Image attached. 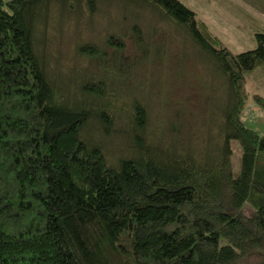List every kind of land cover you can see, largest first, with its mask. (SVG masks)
Wrapping results in <instances>:
<instances>
[{"label":"trees","instance_id":"16d2710c","mask_svg":"<svg viewBox=\"0 0 264 264\" xmlns=\"http://www.w3.org/2000/svg\"><path fill=\"white\" fill-rule=\"evenodd\" d=\"M116 1L0 0V264H238L263 251L264 135L243 115L248 76L264 71V27L253 50L236 54L178 0H125L195 39L223 73L231 105L221 148L198 158L153 150L138 136L145 110L134 106V156L111 162L88 136L92 126H112L104 84L85 82L79 92L60 84L47 24L56 10L94 18ZM120 20L141 35L136 17ZM105 45L124 48L116 35ZM77 47L91 59L104 52ZM251 98L264 108V98ZM232 141L242 149L237 176Z\"/></svg>","mask_w":264,"mask_h":264},{"label":"rangeland","instance_id":"374dc122","mask_svg":"<svg viewBox=\"0 0 264 264\" xmlns=\"http://www.w3.org/2000/svg\"><path fill=\"white\" fill-rule=\"evenodd\" d=\"M178 1L195 14V21L208 36L232 52L239 54L255 48L258 27H264V1ZM107 3L94 18L87 12L79 13L77 18L56 10L47 24L51 27L49 51L55 57L51 70L58 74L60 84L63 82L73 92H79L85 82L104 84L105 101L112 102L113 109L107 110L112 126L108 131L92 126L88 136L104 147L111 162L134 156L131 150L136 147L138 131L134 129L133 109L140 106L145 110L146 123L138 136L153 150L167 154L176 150L177 154L190 153L197 158L204 151L215 153L222 145L219 125L223 124L224 110L231 105L219 66L200 50L195 39L196 44L173 23L152 17L144 7L135 10L125 0L108 10L104 7L109 8ZM174 12L186 21L184 15ZM135 17L139 36L132 32L129 22L123 25L120 20ZM113 35L123 39V50L105 45ZM88 42L104 50L103 55L96 59L79 55L77 46ZM246 88L249 99L244 121L248 128L264 135V108L257 107L251 98H264V71L248 76ZM211 141L215 144L211 145ZM231 148L232 170L237 176L242 149L237 141L231 142ZM243 212L248 218L254 214L248 204ZM263 262L264 250L238 264Z\"/></svg>","mask_w":264,"mask_h":264}]
</instances>
